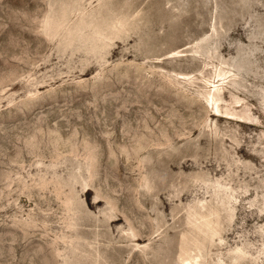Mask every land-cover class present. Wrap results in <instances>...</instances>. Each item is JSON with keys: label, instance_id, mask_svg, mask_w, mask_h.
Segmentation results:
<instances>
[{"label": "rangeland", "instance_id": "1", "mask_svg": "<svg viewBox=\"0 0 264 264\" xmlns=\"http://www.w3.org/2000/svg\"><path fill=\"white\" fill-rule=\"evenodd\" d=\"M188 259L264 264V0H0V264Z\"/></svg>", "mask_w": 264, "mask_h": 264}, {"label": "bare ground", "instance_id": "2", "mask_svg": "<svg viewBox=\"0 0 264 264\" xmlns=\"http://www.w3.org/2000/svg\"><path fill=\"white\" fill-rule=\"evenodd\" d=\"M196 261V259H194ZM183 264H194L192 260L188 259L183 262Z\"/></svg>", "mask_w": 264, "mask_h": 264}]
</instances>
